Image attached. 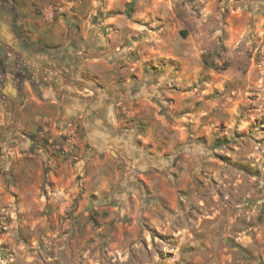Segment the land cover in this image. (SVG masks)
<instances>
[{
  "label": "rangeland",
  "instance_id": "rangeland-1",
  "mask_svg": "<svg viewBox=\"0 0 264 264\" xmlns=\"http://www.w3.org/2000/svg\"><path fill=\"white\" fill-rule=\"evenodd\" d=\"M187 2L178 58L127 49L137 155L63 195L49 164L38 197L0 191V264H264V23Z\"/></svg>",
  "mask_w": 264,
  "mask_h": 264
},
{
  "label": "crops",
  "instance_id": "crops-1",
  "mask_svg": "<svg viewBox=\"0 0 264 264\" xmlns=\"http://www.w3.org/2000/svg\"><path fill=\"white\" fill-rule=\"evenodd\" d=\"M133 3L0 0L1 192L38 197L49 164L63 195L77 173L100 181L105 169L127 166L137 155L150 112L137 96V71L125 68L127 49L144 45L178 58L187 37L178 11L189 4L137 0L143 21L136 23ZM195 3L203 12L228 9L237 28L264 23V0ZM47 143L64 151L51 155Z\"/></svg>",
  "mask_w": 264,
  "mask_h": 264
},
{
  "label": "trees",
  "instance_id": "trees-1",
  "mask_svg": "<svg viewBox=\"0 0 264 264\" xmlns=\"http://www.w3.org/2000/svg\"><path fill=\"white\" fill-rule=\"evenodd\" d=\"M3 63V61L1 60V64Z\"/></svg>",
  "mask_w": 264,
  "mask_h": 264
}]
</instances>
